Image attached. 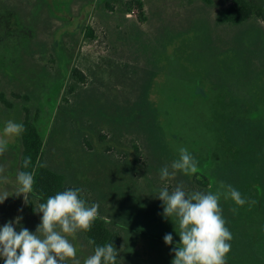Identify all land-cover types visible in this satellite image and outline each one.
Masks as SVG:
<instances>
[{"label":"rangeland","instance_id":"1","mask_svg":"<svg viewBox=\"0 0 264 264\" xmlns=\"http://www.w3.org/2000/svg\"><path fill=\"white\" fill-rule=\"evenodd\" d=\"M136 1L0 0V95L12 104L0 98V138L8 140L0 191L18 186L22 142L3 129L8 120H24L28 95L27 104L41 110L45 166L82 187L88 205L98 204L110 222L175 232L155 196L178 184L193 192L192 174L160 178L180 148L198 168L213 162L204 169L212 175L237 169L225 178L243 174L246 200L248 181L264 186V22L253 16L240 26L218 23L232 0H141L143 14ZM74 68L84 81L72 76ZM28 202L21 195L0 204V227L22 216V226L35 233L43 214L34 212L38 199L29 194ZM117 224L110 227L122 234V264H171L172 248ZM67 239L81 264L94 254L83 230ZM261 243L264 208L248 200L243 260L264 264Z\"/></svg>","mask_w":264,"mask_h":264},{"label":"clouds","instance_id":"2","mask_svg":"<svg viewBox=\"0 0 264 264\" xmlns=\"http://www.w3.org/2000/svg\"><path fill=\"white\" fill-rule=\"evenodd\" d=\"M24 130L22 123L8 120L3 133L5 137L19 136ZM7 144V139L0 138V156L8 151ZM179 154L178 160L160 170L161 180L175 177L177 171L184 174L197 173L198 161L188 150L180 148ZM30 163L31 160L26 159L23 166L27 168ZM5 171V166L0 165V174ZM16 180L18 186L12 187L11 191L8 188L0 191V204L10 196L21 195L25 204H29V194L33 193V173L20 171ZM0 181L6 182L7 177L0 175ZM220 189L223 191L189 193L182 184H178L171 192L168 187L161 188L155 196L163 202L161 215L174 222L175 231L180 237V243L172 248L174 259L171 264H225V257L231 250L228 242L233 237L225 227L219 206L220 198H231L239 206L248 201L231 184L221 182ZM81 193L82 189L69 188L48 197L46 203L35 205L34 212L43 214L35 233L22 226V216L0 227V258L4 259V264H65L68 259L73 264H81L67 235L75 234L78 230H89L98 216L99 208L98 204L86 206V202L80 198ZM17 226L19 231L16 230ZM164 242L173 245V235L165 234ZM117 255L118 250L114 244L107 243L97 246L94 254L85 258L83 264H117Z\"/></svg>","mask_w":264,"mask_h":264},{"label":"trees","instance_id":"3","mask_svg":"<svg viewBox=\"0 0 264 264\" xmlns=\"http://www.w3.org/2000/svg\"><path fill=\"white\" fill-rule=\"evenodd\" d=\"M202 1L209 5L214 2V0ZM135 4L136 8H138V13L143 14V2L141 0H137ZM129 10L132 11L131 8ZM253 16L258 17L264 22V3H258L253 0H232L231 5L227 9L221 10L219 12L217 22L220 24L227 23L240 26L247 23ZM93 34V30L89 28L88 36H93ZM72 76L78 78L81 81L85 80V76L78 68L73 69ZM16 96L21 97L19 94H16ZM22 97L27 103L31 101L28 95H24ZM0 98L8 108L12 107V104L6 99L4 94H1ZM27 103L23 106L25 116L24 120L21 122L24 125L25 130L22 134H20V139L23 146L20 171L33 173V193L30 195L38 199L40 203H46L48 197L54 196L58 192H62L69 188H79L82 189L80 198L86 202L87 206L88 203L85 190L82 187L70 185L65 174L59 173L44 165L42 158L45 150V139L39 127L41 110L39 108L34 110L33 107ZM26 159L31 160V163L27 168L23 166V163ZM212 163L213 162L208 160L205 162V166L198 168L197 173L192 174V184H194L193 192L201 191L205 193H216L219 190L217 188L218 185L223 182L224 184H231L242 194L243 198V174L238 181H235L234 178H230L229 180L226 179V176L232 175L233 173L235 174L238 171L234 168L230 169L229 171L217 168L215 173L212 175L204 170L210 168V166L213 165ZM245 187L247 201L249 200L250 204H253L255 207L264 208V186H262L260 183H257L256 181H248ZM246 204L239 206L236 205L232 199L227 200L220 198L219 206L224 208L226 211V215L223 217L225 220V227L229 229L233 237V239L228 242L231 245V251L226 255L227 258L225 259V264L263 263L259 259L253 257L251 260H243V209L245 208ZM233 209H237V211L234 212ZM160 221H163L161 217L158 218V222ZM112 224L116 225L117 223L110 222L107 218L98 214L96 220L93 221L91 228L87 231H83L91 243L93 252L97 246L113 243L118 250L117 264H122L121 255L123 238L120 230L110 227ZM117 226L127 229V231L131 232L132 235L159 243V245L163 247L173 248L176 246V244L180 243V237L176 231L172 232L169 230L168 232H165L164 229H160L158 231L157 229L144 230L142 228L124 224H117ZM168 233L174 235L173 245H167L164 242V236ZM256 238L258 237L256 236L255 239ZM255 239H252L250 244L254 247L260 246L259 241H256ZM252 246L247 249L256 251L257 249L254 250ZM261 246L263 247V249H261L262 252L264 251V244L261 243ZM255 254H259V251ZM1 264H4V259L2 260Z\"/></svg>","mask_w":264,"mask_h":264}]
</instances>
